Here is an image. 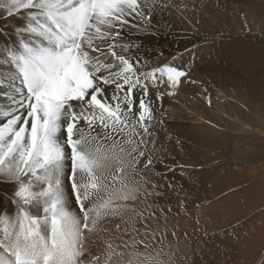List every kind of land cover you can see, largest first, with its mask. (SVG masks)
I'll return each mask as SVG.
<instances>
[{"label": "snow or ice", "instance_id": "snow-or-ice-1", "mask_svg": "<svg viewBox=\"0 0 264 264\" xmlns=\"http://www.w3.org/2000/svg\"><path fill=\"white\" fill-rule=\"evenodd\" d=\"M168 6L0 0V180L15 184V213L0 214V264H201L203 249L169 228L172 208L157 202L153 179L150 89L157 101L161 86L174 95L188 73L146 68L132 53L141 45L127 39L133 29L151 34L155 12ZM236 228L219 235L238 240ZM100 232L113 238L94 252L90 237Z\"/></svg>", "mask_w": 264, "mask_h": 264}, {"label": "bare ground", "instance_id": "bare-ground-1", "mask_svg": "<svg viewBox=\"0 0 264 264\" xmlns=\"http://www.w3.org/2000/svg\"><path fill=\"white\" fill-rule=\"evenodd\" d=\"M216 1L168 0L167 8H158L155 12L153 27L149 29L151 34L133 29L132 34L127 35L129 41L141 45L139 49H132L141 65L150 69L169 63L188 73L174 90V95L169 96V90L160 87L159 91L164 93L161 101L155 99L157 89H150L157 141L153 179L161 185L159 190L163 193L157 202L165 208H172L169 228H177L181 239H188L193 248L199 245L203 249L198 258L201 264L232 263L233 253L224 245H218V239L212 236L230 225H237L239 240L243 239V234L251 233L248 244L252 248L247 252L253 253L254 245H264V96H258V100L255 98V104H248L227 87L221 78L223 72L213 79L217 97L206 98L205 89L192 85L202 73L208 72L206 62L209 59V64L212 57L210 52L213 49L208 51L211 40L215 43L224 38L228 24L224 18L226 8L234 29H238L241 22L238 14L240 0H225V8L223 0ZM243 1L248 10H264V0ZM11 23L9 21L6 25L10 27ZM5 106L6 101L0 100V108ZM178 140L179 145H176ZM210 174H213L210 183L216 181L213 185L215 192L183 199L186 190L205 188ZM14 189V182L0 180V191ZM180 201L184 202L186 211L181 209ZM73 204L72 210L78 211ZM14 213L15 205L11 214ZM256 224H259L258 229ZM110 230L114 232V228ZM185 230L187 237L184 236ZM106 238L113 237L111 233L102 232L98 237H90V243L95 240L92 250H102Z\"/></svg>", "mask_w": 264, "mask_h": 264}, {"label": "rangeland", "instance_id": "rangeland-1", "mask_svg": "<svg viewBox=\"0 0 264 264\" xmlns=\"http://www.w3.org/2000/svg\"><path fill=\"white\" fill-rule=\"evenodd\" d=\"M218 1L220 2V0H217L216 3ZM225 2H226L225 0H223V2H222L224 8L227 7V3H225ZM239 6H240V8H238V14L240 16L241 22L239 24L238 29H234L233 26L231 25V22L229 23V21H231V18L229 20V16H227L229 13H227L228 10L226 8V11H225L226 15L224 16V18L226 20H228L227 21L228 24L226 23L227 27H226V24H224L226 27L224 29L225 30L224 38L222 37L223 38L221 40L222 42L216 40L214 43V41L211 40L212 43L210 42V45L208 44L209 45L208 51L210 52L211 49H213L211 51L212 53L210 52V56H212V57H210V63H209L210 65L208 64L209 59L206 62L208 72H206L207 74L202 73L201 74L202 77L197 78L195 81H193L192 85L194 87H199V88L205 89L204 91L207 93L206 98L214 97V95L217 97L218 93H216V90H214L215 88H214L213 81L215 82V80L218 78L217 74L219 75V72H223V74H222L223 76L221 78L223 79L225 84H227V87L231 88L232 91L235 92L236 95H238L240 98L243 97L242 99L247 101L248 104L249 103L255 104L259 98H262L264 96V93H262V92H264V83H263V81H264V77H263L264 76V10H261V11L259 9H254L252 11L248 10L245 8L243 0H240ZM251 23L254 25H252ZM7 26L9 29L7 35L10 36L14 40L15 39L14 38L15 37L14 32L12 31V28L9 27V25H5V27H7ZM227 33H229V34H227ZM217 42H219V44ZM225 43H228V44L226 45ZM215 44H217V45H215ZM229 45H230V47H229ZM215 48H217V49H215ZM214 50L215 51L217 50V52H215ZM211 54H213V55H211ZM222 55L224 56V58ZM214 65H215V67H214ZM214 71H215V73H214ZM210 73H211V75H209ZM190 74H192V73H190ZM203 75L205 76L206 79L208 77L207 81L205 78H203L204 77ZM254 77H258V78L254 79ZM239 78H241V79H239ZM201 79H202V81H201ZM213 79H215V80H213ZM231 79L232 80L234 79V80L231 81ZM238 79H239V81H238ZM203 81H205V82H203ZM259 85H262V86H259ZM244 91H245V93H244ZM196 95H199V94H196ZM258 96H259V98L257 99ZM196 97L199 99L198 96H196ZM248 97H249V99L253 98V101L251 99L249 100ZM226 99H228V97ZM207 103H209V102H207ZM179 142L180 141L178 140L176 145H179L178 144ZM212 178H213V174H210L209 180H208L205 188H202V189L201 188H199V189L194 188V189L186 190V192H184L185 197H183V199L186 197H193V195L197 196V195H199V193L200 194H202V193L208 194L211 192L212 193L215 192L213 185L215 184L216 181L210 183ZM14 191H15V189L12 191H6V192L0 191V214H4L5 212L11 214V212L13 211L14 205L11 203V201L14 199ZM68 191H69V182H67V180H66V193ZM196 192H197V194H196ZM71 199L72 198L70 197V200ZM29 209H30L32 214H42L41 208L38 205H35V204L30 205ZM105 225H108V226L105 227ZM256 225H255V228H257L259 224H256ZM103 227L104 228L111 227L110 229L114 228V226L111 224H104ZM102 233H106V232H102ZM250 234L251 233L243 234L245 236H242L243 239L240 238V240L239 239L238 240L233 239L232 237L229 238L227 236H220L219 234H217L215 236L212 235V236L215 237L216 239H218L217 240L219 242L218 245H221V246L224 245V247H226L227 249H229L233 253L234 260L232 261L231 264H260L261 259L264 258V245L263 244L258 245V246L254 245V247H253L254 252L253 253L247 252L248 249L252 248V247H250L251 245L248 244V242H249L248 236H250ZM242 245H243V247H242ZM192 247H194V246H192ZM240 250L242 251V253ZM260 251H261V253H260ZM216 264H224V263L219 262Z\"/></svg>", "mask_w": 264, "mask_h": 264}]
</instances>
